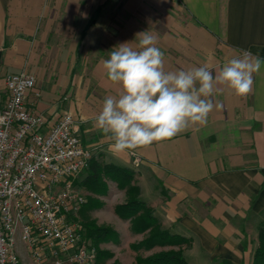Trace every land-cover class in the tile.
Here are the masks:
<instances>
[{"label": "crops", "instance_id": "obj_1", "mask_svg": "<svg viewBox=\"0 0 264 264\" xmlns=\"http://www.w3.org/2000/svg\"><path fill=\"white\" fill-rule=\"evenodd\" d=\"M146 31L165 71L206 66L215 76L246 53L261 68L247 95L216 85L206 123L117 153L95 124L105 98L122 91L103 62L122 43L138 50ZM20 72L35 76L26 105L48 128L71 113L94 159L134 172L132 185L161 227L191 240L188 264H252L264 221V0H0V102L6 77ZM87 174L77 186L89 213L110 210L94 199L125 203L129 186L105 179L94 193L83 184Z\"/></svg>", "mask_w": 264, "mask_h": 264}, {"label": "built area", "instance_id": "obj_2", "mask_svg": "<svg viewBox=\"0 0 264 264\" xmlns=\"http://www.w3.org/2000/svg\"><path fill=\"white\" fill-rule=\"evenodd\" d=\"M35 86L33 74H10L0 102V264H25L23 250L31 264H97L78 218L87 200L76 185L93 150L71 113L48 128L27 107Z\"/></svg>", "mask_w": 264, "mask_h": 264}, {"label": "clouds", "instance_id": "obj_3", "mask_svg": "<svg viewBox=\"0 0 264 264\" xmlns=\"http://www.w3.org/2000/svg\"><path fill=\"white\" fill-rule=\"evenodd\" d=\"M137 37L138 50L122 43L103 62L108 79L122 91L118 98H105L95 124L111 134L110 150L117 153L171 139L189 125L206 123L214 107L207 98L214 87L227 85L236 95H247L253 73L261 68L260 59L253 62L246 53L229 60L215 76L206 66L165 71L156 36L146 31Z\"/></svg>", "mask_w": 264, "mask_h": 264}, {"label": "trees", "instance_id": "obj_4", "mask_svg": "<svg viewBox=\"0 0 264 264\" xmlns=\"http://www.w3.org/2000/svg\"><path fill=\"white\" fill-rule=\"evenodd\" d=\"M86 172L88 174L83 184L94 193H100L106 187L105 179L118 182L122 188L130 187L128 200L124 204L119 205L116 210L122 218L131 220L133 232L142 234L150 231L149 236L145 240L135 245L136 249L144 247L149 250L156 246L181 247L190 243L189 238L161 229L153 210L147 209L146 203L138 198L140 189L137 186L131 185L134 179V172L132 170L115 165L102 166L98 160L93 158ZM76 185H81V183L77 181ZM95 206H99V204L95 202ZM84 225L86 237L97 248V264H100L107 256L110 257L112 255L108 252H101L98 247L99 242L104 239L117 240L118 233L107 227H98L94 223ZM258 240L259 245L254 252L252 264H264V221L259 225ZM135 264H188V262L182 249H172L155 253L148 257L138 256ZM218 264L231 263L221 261Z\"/></svg>", "mask_w": 264, "mask_h": 264}, {"label": "rangeland", "instance_id": "obj_5", "mask_svg": "<svg viewBox=\"0 0 264 264\" xmlns=\"http://www.w3.org/2000/svg\"><path fill=\"white\" fill-rule=\"evenodd\" d=\"M84 174H86V172L80 176V179L83 177ZM129 189L130 187L126 188L125 199H124V194H122L123 195L122 199H124L125 202L129 198V192H128ZM105 195H107V190L105 192ZM139 195H138V198H139ZM120 198L121 197H118L117 199L119 200L114 201V205L104 200L94 199V202H97L99 204V208L105 209L108 206L110 210L105 209V210H101L100 212H94V213L90 212L89 213L90 207L88 205L86 206L84 205L85 208L83 206L78 214V218L80 221L83 222V224L94 223L98 227H107V228L115 230L118 233L117 240H111V239L105 240L104 239L99 242V245H98L99 250L101 252H108L112 255L110 257L107 256L100 264H115V263L116 264H135L136 258L138 256L148 257L155 253L169 251L172 249L174 250L182 249L184 251L185 257H187L186 258L187 261L191 262L193 260L192 255H191V250H190V247L192 244L190 239H189L190 243L182 245L181 247L156 246L149 250H147L144 247L141 249H136L135 245L145 240L149 236L150 231H147L142 234H137L133 232L131 220H126L117 213L116 209L119 205H121V204L117 205L118 203L117 201L121 200ZM146 208L151 209L148 207L147 204H146ZM83 209L85 210V212H82ZM161 229L163 228L161 227ZM24 261H25V264H31V263H28L25 259ZM191 264H193V262Z\"/></svg>", "mask_w": 264, "mask_h": 264}]
</instances>
